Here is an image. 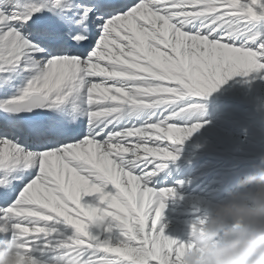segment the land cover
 <instances>
[{
    "label": "snow or ice",
    "instance_id": "snow-or-ice-1",
    "mask_svg": "<svg viewBox=\"0 0 264 264\" xmlns=\"http://www.w3.org/2000/svg\"><path fill=\"white\" fill-rule=\"evenodd\" d=\"M257 75L264 0H0V247L180 264L188 242L157 227L175 189L154 182L207 123L200 101Z\"/></svg>",
    "mask_w": 264,
    "mask_h": 264
},
{
    "label": "rangeland",
    "instance_id": "rangeland-1",
    "mask_svg": "<svg viewBox=\"0 0 264 264\" xmlns=\"http://www.w3.org/2000/svg\"><path fill=\"white\" fill-rule=\"evenodd\" d=\"M200 102L199 118L207 123L176 146L178 158L169 161L163 178L154 182L156 188L175 189V195L164 200L157 227L179 241H187L192 222L224 199L239 179L253 174L264 158V79L232 78ZM95 200L85 196L82 203ZM91 231L97 233L96 228ZM118 234L114 228L100 238Z\"/></svg>",
    "mask_w": 264,
    "mask_h": 264
},
{
    "label": "clouds",
    "instance_id": "clouds-1",
    "mask_svg": "<svg viewBox=\"0 0 264 264\" xmlns=\"http://www.w3.org/2000/svg\"><path fill=\"white\" fill-rule=\"evenodd\" d=\"M187 242L180 264H264V158L192 222ZM29 261L20 239L0 247V264Z\"/></svg>",
    "mask_w": 264,
    "mask_h": 264
},
{
    "label": "bare ground",
    "instance_id": "bare-ground-1",
    "mask_svg": "<svg viewBox=\"0 0 264 264\" xmlns=\"http://www.w3.org/2000/svg\"><path fill=\"white\" fill-rule=\"evenodd\" d=\"M209 97V96H208ZM212 97V96H211ZM225 156H222L221 158H224ZM224 159H227V158H224Z\"/></svg>",
    "mask_w": 264,
    "mask_h": 264
}]
</instances>
